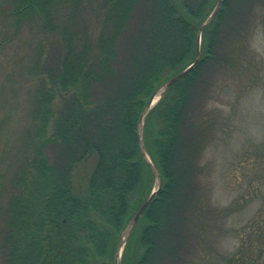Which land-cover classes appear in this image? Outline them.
I'll return each mask as SVG.
<instances>
[{"label":"trees","instance_id":"16d2710c","mask_svg":"<svg viewBox=\"0 0 264 264\" xmlns=\"http://www.w3.org/2000/svg\"><path fill=\"white\" fill-rule=\"evenodd\" d=\"M215 1L102 0L106 9L92 35L73 29L80 0H4L8 30L0 48L15 41L24 22L39 20L57 37L47 52L33 45L28 58L32 126L0 174L6 180L0 194H7L0 203L2 264H113L119 231L153 180L139 147V116L154 89L193 60L197 28ZM232 2L222 0L203 28L196 66L145 117L144 147L162 186L128 238L121 264H170V257L176 263L196 239L191 223L225 215L208 207L197 179L208 171L204 148L224 115L215 106L205 109L203 97L218 69L240 76L253 65L243 41L229 39L233 31L240 36L226 30L237 14ZM143 4L146 28L128 30ZM261 23L264 30V12ZM5 79L8 90L11 77ZM7 97L2 108L10 105ZM241 155L248 188L240 197L251 204L262 199L247 223V244L241 240L223 261L264 264V195L256 191L264 186V143ZM8 156L0 152V163Z\"/></svg>","mask_w":264,"mask_h":264},{"label":"rangeland","instance_id":"374dc122","mask_svg":"<svg viewBox=\"0 0 264 264\" xmlns=\"http://www.w3.org/2000/svg\"><path fill=\"white\" fill-rule=\"evenodd\" d=\"M233 1L231 11L238 8L235 11L237 14L228 19L226 30H237L240 33V36H235L236 32L233 31L234 35L229 39L232 42L234 39L243 41L239 45L246 46L244 58H248L253 65L248 66L247 72L242 71L240 76L234 75L231 70L223 71V67L221 70L218 69L203 97L205 109L212 110L215 106V110L219 109L224 115L221 116L222 128L220 125L217 126L215 136L207 141L204 148L202 160L209 165L208 171L197 179L208 207L212 211L215 208L225 215L223 218H214L211 214H206L205 221L198 219L197 222L191 223V229L197 234L196 239L191 238L187 244L185 243V251L181 258L179 257V261L172 262L171 257L166 259L170 264H225L223 259L238 251L241 240L247 244L249 235L247 223L254 217L262 199L254 198L251 204L250 201H246V197H240L246 193L248 187L245 186L244 176L240 175V163L237 162L245 150L253 152L255 146L264 143V30L261 23L264 4L261 0ZM142 2L151 4V0ZM101 3L102 0H80L73 15L78 27L73 29L89 30L88 33L95 35L106 9ZM145 7L143 4V8L132 19L131 26L127 27L128 30L146 28L145 19L148 12L143 13ZM6 8L4 0H0V40L4 38L5 30H8ZM45 30L39 20H35L34 24L24 22L15 41L0 48V152L6 150L8 155L9 151V156L0 163V174L5 171L7 160H13L19 155L23 134L32 126L31 117L27 116L31 106L33 83L25 73L33 45H40L43 52H47L50 46L54 47L53 39L57 34ZM55 45L56 49L62 48L57 43ZM6 77L8 79L11 77L12 88L8 90L4 87V83L7 84ZM7 93L11 102L8 107L2 108V101L8 98ZM13 101L16 103L11 110ZM252 159L249 158V161L243 163L249 168L248 163ZM86 166H89V162H86ZM82 174L83 171L77 174L79 188L83 182ZM3 177L0 176V182L5 184L6 180ZM256 191L264 195V186L260 185ZM249 192L252 194L251 189ZM4 193L0 194L1 204L7 199V194ZM239 198H242L239 205L232 204L234 199ZM2 224L0 218V240ZM154 239L157 241L160 237L154 236ZM1 249L0 244V264L3 260Z\"/></svg>","mask_w":264,"mask_h":264},{"label":"water","instance_id":"95a60500","mask_svg":"<svg viewBox=\"0 0 264 264\" xmlns=\"http://www.w3.org/2000/svg\"><path fill=\"white\" fill-rule=\"evenodd\" d=\"M221 3H222V0H216L213 8L209 11V13L206 15L204 20L201 22V24L197 28L196 52H195V56L193 60L190 63H188L186 66H184L180 71H178L177 73L169 77L167 80L162 82L160 85H158L154 89V91L152 92L150 98L148 99L147 103L145 104L139 116L138 125H137L139 147H140L143 160L146 162V164L148 165L149 169L152 172L153 180L151 184L149 185L147 192L144 194L143 198L139 200L138 203H136V205L132 209V212L129 214L128 218L125 220L123 226L121 227L119 231L115 253H114L113 264H121L124 248H125L128 238L132 234L134 227H136L141 222L140 219L142 218L146 208L148 207L150 202L154 199L156 193L160 190L162 186L161 175L144 147L143 125H144L145 117L150 111V109L158 102L162 94L173 83H175L178 79L183 77L186 73H188L192 68L196 66V64L198 63L200 59V55H201L200 46H201L202 30L210 22V20L213 18L216 12L219 10Z\"/></svg>","mask_w":264,"mask_h":264}]
</instances>
